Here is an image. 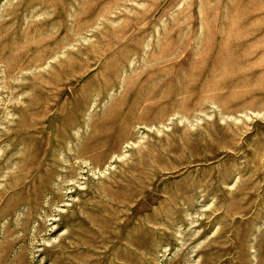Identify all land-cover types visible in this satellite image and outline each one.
<instances>
[{
	"label": "rangeland",
	"instance_id": "rangeland-1",
	"mask_svg": "<svg viewBox=\"0 0 264 264\" xmlns=\"http://www.w3.org/2000/svg\"><path fill=\"white\" fill-rule=\"evenodd\" d=\"M0 264H264V0H0Z\"/></svg>",
	"mask_w": 264,
	"mask_h": 264
}]
</instances>
